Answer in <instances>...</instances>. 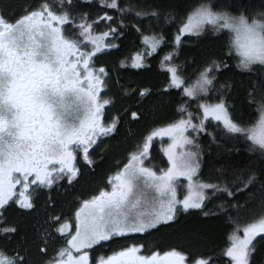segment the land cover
Masks as SVG:
<instances>
[{
	"label": "snow or ice",
	"instance_id": "snow-or-ice-1",
	"mask_svg": "<svg viewBox=\"0 0 264 264\" xmlns=\"http://www.w3.org/2000/svg\"><path fill=\"white\" fill-rule=\"evenodd\" d=\"M0 264H264V0H0Z\"/></svg>",
	"mask_w": 264,
	"mask_h": 264
},
{
	"label": "trees",
	"instance_id": "trees-1",
	"mask_svg": "<svg viewBox=\"0 0 264 264\" xmlns=\"http://www.w3.org/2000/svg\"><path fill=\"white\" fill-rule=\"evenodd\" d=\"M26 2H31V0H26ZM172 33H175V28L171 29ZM215 38L211 37V36H207V37H202L201 38V44L202 45H206V46H212L213 44V40ZM192 40H195V37L192 38ZM191 47V45H186V48ZM139 50V41L136 40L135 36H129L127 39H122V43H121V49L118 52H113L112 55H106L102 58V60L100 61V63H103L106 67H113L117 64L118 59H123L124 57H129L132 54H134L135 51ZM184 58H181V62H183ZM188 59V63L189 65H191V59L190 57L187 58ZM152 63L155 65L158 64V61H152ZM157 71H159V68L157 67ZM194 68L189 67L188 69V75L191 76V78L194 80L195 76H194ZM154 75V74H153ZM113 76H116V73L113 71ZM121 83L125 84L127 87H136L137 84L143 82V83H150V82H155V80H148L147 78H141V77H136L129 74H122L121 77ZM160 80H163V76L159 77ZM115 90V89H114ZM179 98V97H177ZM125 103L129 104L130 106L132 105V101L131 100H125ZM195 107V105H193V108ZM117 108H119V102L117 103ZM172 113V109L168 108L163 110L159 116L157 117H150L148 120L140 123V124H133L131 125V129L133 132H135L137 134V138L139 136L140 133H144L147 134L148 131H150L153 127H158V124L153 123V120H160L161 122H163L164 118H166L167 116L171 115ZM110 115H114L115 111H110L109 112ZM128 125H125L124 128H122L121 130V138L122 140H124V144L123 147H128L131 144H133L135 142V139H129L125 137V132L128 129ZM155 151H154V155H162L160 153V151L158 150L157 146H154ZM123 148L119 149V151H122ZM112 154H109L108 159L105 161L104 165L102 166V168L97 169V173L98 175L94 178L97 182L99 180H101L103 178L104 173H106L108 171V169L111 167L113 160L111 158ZM158 160V159H157ZM205 178H208V173L207 171L205 172ZM240 202L241 204L244 203V195L240 196ZM211 207V205H210ZM230 231V230H228ZM154 241L155 240H159L160 242H169L170 241V237L163 235V234H157L156 237L152 238ZM218 247L220 249H222L224 247V242L227 239V231H225L223 228H218L216 231V235L214 237ZM112 247L116 248L117 245H113Z\"/></svg>",
	"mask_w": 264,
	"mask_h": 264
},
{
	"label": "rangeland",
	"instance_id": "rangeland-1",
	"mask_svg": "<svg viewBox=\"0 0 264 264\" xmlns=\"http://www.w3.org/2000/svg\"><path fill=\"white\" fill-rule=\"evenodd\" d=\"M165 140H167V138H164ZM158 148V150L160 151V143H159V138H157V143L155 144ZM161 153V152H160ZM162 154V153H161ZM157 163H159V160L156 161Z\"/></svg>",
	"mask_w": 264,
	"mask_h": 264
}]
</instances>
